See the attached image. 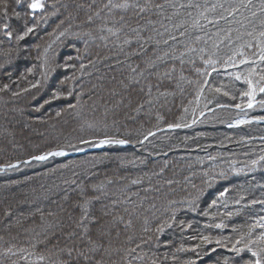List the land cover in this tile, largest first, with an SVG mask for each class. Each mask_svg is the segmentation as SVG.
Wrapping results in <instances>:
<instances>
[{
  "label": "trees",
  "instance_id": "16d2710c",
  "mask_svg": "<svg viewBox=\"0 0 264 264\" xmlns=\"http://www.w3.org/2000/svg\"><path fill=\"white\" fill-rule=\"evenodd\" d=\"M190 1L199 7H183L181 13L186 19L194 17V23L163 36L173 20H166L162 12ZM128 2L137 7H105L108 0H45L43 14H35V31L17 42L23 22L29 26L34 22L26 15L30 0L19 5L16 0H0V9L6 3L9 14L4 18L0 12V25L8 23L13 33L9 40L0 26V88L7 85L0 91V168L6 169L0 172V264H56L68 259L59 252L64 247L91 257L76 260L74 253L71 264H247L254 259L250 253L237 255L228 248L241 236L247 239L251 226L264 217V204L251 203L264 200L257 187L264 161L252 165L264 155V141L258 140L264 138V126L225 129L237 117L223 122L216 115L237 111L218 104L241 101L219 99L209 95V89L225 85L233 95L242 94L235 91L232 80L217 73L203 86L200 73L207 67L201 57L222 64L229 56L241 60L235 54L243 51L258 60L264 39L256 36L264 31V14L253 17L252 9L241 7L228 16L227 10L241 0ZM253 3L258 7L259 0ZM146 5L147 10L141 11ZM15 12L21 13L20 19ZM222 15L228 19H219ZM238 26L237 33L229 34ZM223 34L232 47L212 50ZM79 55L81 61L73 62ZM45 60L47 79L32 89L30 84L46 70ZM244 65L264 70V62ZM26 87L28 92L23 91ZM200 91L208 99L196 102ZM56 92L61 97L52 99ZM196 104H200L197 114ZM202 109L214 112L193 128L162 131L169 124H192ZM159 131L140 143L149 132ZM81 138L126 139L133 146H110L78 158L82 162L75 159L32 171L25 168L33 165L23 163L18 169L7 168L69 141L88 147L79 143ZM225 190L227 195L221 196ZM84 216L83 226H78ZM251 231L255 239L264 229ZM72 232L76 235L70 238ZM205 235L228 247L204 244ZM92 246L98 250L89 252Z\"/></svg>",
  "mask_w": 264,
  "mask_h": 264
},
{
  "label": "snow or ice",
  "instance_id": "6c2138e0",
  "mask_svg": "<svg viewBox=\"0 0 264 264\" xmlns=\"http://www.w3.org/2000/svg\"><path fill=\"white\" fill-rule=\"evenodd\" d=\"M22 0H16V4L19 5L21 4ZM113 7V8H121L124 10H127L129 8H135L137 7V5L131 4L128 2V0H125L124 3L122 4H113L112 0H108V4L105 5V7ZM188 7H199V5H192L189 4L187 5ZM157 7L163 8L164 5H157ZM180 7H185V5H180ZM213 7H216V5H214ZM219 7L223 8L224 5H219ZM243 7L245 9H252V16L255 17L258 14H264V0H259V5L257 7L256 4L253 3V0H241V4L237 7H232L230 9H228V16H234L236 14V12H238L240 10V8ZM27 8L30 9V13H26V15H31L33 17V24L31 26L28 25L27 21L23 22V26H22V30L17 32L15 39L17 42L24 40L29 34L33 33L35 31L36 28V24H35V14L37 12L43 14L44 9H45V0H30V3L27 4ZM148 8V6H144L141 8V11H146ZM0 12H2L3 17L7 18L8 17V7L7 4L5 3V6L3 7V9H0ZM97 15H99V13H97ZM201 15L203 16L204 14L201 13ZM15 16L20 19L21 18V13L20 12H15ZM228 16H221L219 17V19H228ZM42 18H46L43 17ZM206 18V17H205ZM91 19V18H89ZM214 21H209V23H213ZM215 22H219L218 20ZM197 24H199V21L196 22ZM261 24L264 25V15H261ZM3 31H4V35L9 39H13V33L12 31H9V24L8 23H2ZM109 32L113 33L114 35L118 34V33H114L113 29L109 28L108 29ZM134 31H136L134 29ZM61 35H63V33H61ZM249 35H251V33H249ZM260 37H264V31H261L259 33ZM58 38V37H57ZM173 39H175V37H173ZM126 44H131L130 40H125ZM165 43H167V41H165ZM248 47H251V44L247 45ZM50 47V46H49ZM215 47H219V45H216ZM193 51H195V49H192ZM48 49H45V53H47ZM235 55H239L241 57H243L241 60L237 61L234 56H229L226 60L223 61V63L221 64V62L219 60H214L211 57L204 59L203 57H201V59L203 60V63L207 66L205 68V70L200 73L201 75L204 76V82H203V86H207L208 84V78L211 77L212 73H217V75H231L235 81H241L243 80V83L247 86L243 91H242V95L240 96H236L233 95L231 93L230 90L227 89V87L225 85H221L219 87H215V91L217 93H220L221 95H223L224 97H228L229 99L232 100H240V103H236L234 105L229 104V103H219L218 107L220 108H230V107H235L236 109H239L242 112H247L248 110H252L255 109L257 104L261 107L264 108V74H260L259 78L257 80L253 79V76L256 75L255 73V69H252L249 71L247 76H243L242 78V74L239 72H233V73H228L227 69L228 68H236L238 67L239 64H252V65H258L260 62H264V44H262L260 46V50L258 55V60L256 59H250L249 57L245 56L243 51H238ZM220 64L221 67H217V65ZM45 71L41 73L40 79L36 80L35 82H32L30 84V88L32 89H36L39 88L41 86V82L43 80L47 79L48 76V71H47V61L45 60ZM221 68H223V72H221ZM134 72L136 71V69H132ZM174 70V69H173ZM197 72L199 73L200 70L197 69ZM262 72H264V70H262ZM142 75V74H141ZM165 75H168V73H165ZM136 83H139V81H135ZM7 90V85L4 86V88H0V91H6ZM202 90V89H201ZM25 92L29 91V88H24ZM15 95H20L19 92L14 93ZM62 93L56 92L53 94L52 99H59L61 97ZM260 97L259 99H257V97ZM67 98V97H65ZM244 98H247L246 100H244ZM51 100L45 101V103H50ZM187 111V109H185V112ZM214 111V109H213ZM60 113H57V115H59ZM203 114V113H202ZM258 120H264V117H259ZM251 121L246 120V119H242V120H238L236 123L237 124H245V123H250ZM193 123H196L195 118H193ZM190 125L185 124V123H174V124H169L168 128L169 129H179L182 127H189ZM232 126V125H229ZM156 132H149L147 135L144 136V140L140 141V143H143L144 141H147L149 139V136H155ZM79 143L81 144H87L90 147H105V146H112V145H126L129 143L128 140L126 139H110V138H104V139H100L99 141H95V140H90L87 138H81ZM69 150L72 151H84L83 148H79L76 144H73L71 141H69L67 144H64L63 146H60L59 148H57L56 150H52V151H48V152H44L43 154H39V155H33L29 160H25V161H21L19 163L16 164H9L7 166V168H12V169H18L20 167V164L23 163L25 165H30L33 161H38V162H44L49 160L50 158H54V157H64V156H68L70 154ZM261 161H264V155H262L259 160H253L252 161V165L255 166L257 164H259ZM2 171H6L5 168H0V172ZM221 176L224 175V173L220 174ZM133 183H136V181H133ZM210 183V181H209ZM221 196H226L227 195V191L225 190L224 192H222L220 194ZM199 197H197L198 199ZM237 203H239V201H237ZM252 204H264V200H253L251 201ZM190 207L192 208V210H195V201H192L190 203ZM7 215H11L10 212H6ZM49 215H52V213H49ZM205 215H207V213H205ZM229 215H232V213H229ZM87 219V216H84L81 218V220L78 222V226H83V222L84 220ZM172 220H175V214L172 217ZM225 225L223 224H216L215 227L217 228H223ZM168 227H171V224H168ZM189 227H191V225H189ZM256 227H259L260 229H264V217H261L260 220L251 226V229H255ZM164 226L161 225V227L158 229V231H163ZM249 231L248 233V238L245 239L244 236H241L240 239L236 240L235 243L228 248L229 251L240 255L241 253H244L245 251H247L248 253H250L251 257L254 259H249L247 261V264H264V232H261L255 239L252 238V231ZM76 233L72 232L69 233V237H73L75 236ZM84 235H87V228L85 227L84 229ZM81 238H84L83 236ZM202 241L204 244H213L215 243V245H218L220 247H228L227 244L222 243L219 239H216L215 241H213V239L210 236H203L202 237ZM88 243L91 245L92 241L90 238H88ZM237 245H240L239 247H237ZM255 246V247H253ZM196 247H200V245H197ZM98 250V246H92L89 249V252H93V251H97ZM210 251H216V248L213 247L210 249ZM60 253H63L64 255H66L68 257L67 260L64 259H58L56 261V264H71V261L73 259V254L75 253V259L76 260H80V259H84V260H90L91 257L86 254L83 250L77 251L75 248L73 247H64L61 248L59 250ZM59 255V254H57ZM40 259H43V257H41ZM97 264H102V261H97ZM189 264H194V262L190 261Z\"/></svg>",
  "mask_w": 264,
  "mask_h": 264
},
{
  "label": "rangeland",
  "instance_id": "374dc122",
  "mask_svg": "<svg viewBox=\"0 0 264 264\" xmlns=\"http://www.w3.org/2000/svg\"><path fill=\"white\" fill-rule=\"evenodd\" d=\"M198 2H202V0H197ZM189 4H193L191 1L189 2V3H187V4H185V7L186 8H193V7H188L187 5H189ZM182 8L183 7H178V8H176V7H174V11L173 10H171V9H169V6H167V8L162 12L163 14H166L167 15V17L166 18H169V19H171V20H173V26L172 27H170L169 29L168 28H164L163 29V31H162V34H163V36H166V35H175V34H177L178 33V31L179 30H181V29H184V28H186V27H190L193 23H194V17H190V18H188V19H186L183 15H182V13H181V11H182ZM241 26H238V28H232V31H230V33L229 34H231L232 35V33L233 32H238L239 31V28H240ZM231 30V29H230ZM249 36V35H248ZM264 38V37H263ZM208 40V39H207ZM210 40V39H209ZM216 45H219V47L218 48H220V47H224V48H230V47H232L231 45H229L227 42H226V40H225V38H222V39H219L215 44H213L211 47H212V50H214V49H218L217 47H215ZM239 46H240V44H239ZM185 82H187V81H185ZM207 85H209V84H207ZM230 90V89H229ZM231 91V90H230ZM201 92L202 91H200L198 94H201ZM232 92V91H231ZM233 92H235V91H233ZM213 94H216L218 97H219V99H228V97H224L223 95H221L220 93H217L214 89H209V95H213ZM202 98H206V99H208V97H206L205 95H203V94H201L200 96L199 95H197V97H196V102H198V101H200ZM199 105L200 104H196V114L198 113V112H200V109H199ZM264 110V108H255L254 109V111H252V112H250V113H243V116H248V117H250L251 115H254L255 113H257V112H261V111H263ZM202 112H205V109H202ZM192 113H193V115H194V109H192ZM196 114H195V116H196ZM230 114L229 113H220V114H218V115H216V117L215 118H221V117H223V122L225 121V120H228V118H227V116H229ZM187 119V115H186V117H185V120ZM192 121V120H191ZM190 121V122H191ZM186 122V121H185ZM243 127H244V131L245 130H251V129H253V128H256V127H253V126H255V124H250L248 127H247V123H245V124H243L242 125ZM114 147H117V145H113ZM93 148L95 149L96 147H87L86 149H84V150H93ZM119 148V147H118ZM73 153V152H72ZM78 153V152H77ZM120 157L121 158H126V155L125 154H121L120 155ZM93 160V159H92ZM92 160H87V162H89V161H91V162H93ZM68 161H76V160H66L64 157H54V158H50L49 160H47V161H44V162H35V161H33L30 165H33V166H31V167H28V168H25V169H27V171H32V170H34V169H40L41 167H46V166H52V165H54V164H59V163H66V162H68ZM77 161H79V159L77 160ZM79 162H82V161H79ZM90 162V163H91ZM35 163H41V165L40 166H36L35 165ZM25 165V164H24ZM73 164H71L70 166H72ZM21 167V166H20ZM19 167V168H20ZM66 167V166H65ZM8 170H12V168L11 169H8ZM178 234H179V232H177Z\"/></svg>",
  "mask_w": 264,
  "mask_h": 264
},
{
  "label": "bare ground",
  "instance_id": "6f19581e",
  "mask_svg": "<svg viewBox=\"0 0 264 264\" xmlns=\"http://www.w3.org/2000/svg\"><path fill=\"white\" fill-rule=\"evenodd\" d=\"M196 12V11H195ZM39 12H37L36 14H38ZM166 20H168V18H165ZM81 58H82V55H79L78 58L76 59H73L72 61L73 62H80L81 61ZM57 61L59 62V59H57Z\"/></svg>",
  "mask_w": 264,
  "mask_h": 264
}]
</instances>
